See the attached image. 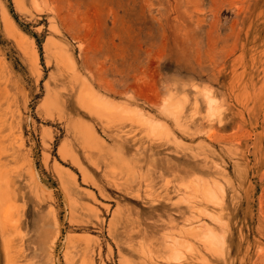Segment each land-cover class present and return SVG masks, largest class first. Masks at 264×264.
Instances as JSON below:
<instances>
[{
	"label": "rangeland",
	"instance_id": "1",
	"mask_svg": "<svg viewBox=\"0 0 264 264\" xmlns=\"http://www.w3.org/2000/svg\"><path fill=\"white\" fill-rule=\"evenodd\" d=\"M0 264H264V0H0Z\"/></svg>",
	"mask_w": 264,
	"mask_h": 264
},
{
	"label": "bare ground",
	"instance_id": "2",
	"mask_svg": "<svg viewBox=\"0 0 264 264\" xmlns=\"http://www.w3.org/2000/svg\"><path fill=\"white\" fill-rule=\"evenodd\" d=\"M91 94H93V91H92V93H91ZM63 148H64V147H62V148H61V150H64ZM56 239H57V238H55V241H56ZM55 241H54V242H55Z\"/></svg>",
	"mask_w": 264,
	"mask_h": 264
}]
</instances>
